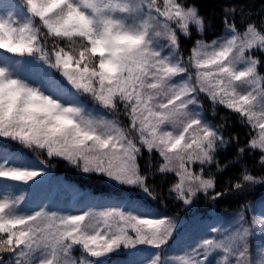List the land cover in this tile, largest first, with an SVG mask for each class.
Masks as SVG:
<instances>
[{"label": "snow or ice", "instance_id": "snow-or-ice-1", "mask_svg": "<svg viewBox=\"0 0 264 264\" xmlns=\"http://www.w3.org/2000/svg\"><path fill=\"white\" fill-rule=\"evenodd\" d=\"M12 7L0 15V50L42 61L110 113L122 104L129 123L94 115L47 71L46 87L14 76L0 54V138L161 203L165 189L150 181L171 174L167 195L188 211L201 194L216 201L264 184V175L240 163L259 153L264 168V19L252 21L243 4L225 5L224 34L211 42L203 39L210 22L188 0H22ZM193 30L200 38L185 57L180 40ZM202 95L213 116L224 106L251 130L243 144L227 116L208 120ZM232 146L236 155L222 162ZM44 163L0 148L2 179L35 182ZM233 163H240L237 178L217 190V174ZM9 187L0 182V264H104L108 254L138 246L156 250L149 264H264V213L248 221L238 212L226 227L209 226L182 255L162 258L179 230L176 216L138 200L80 214L27 212L25 197Z\"/></svg>", "mask_w": 264, "mask_h": 264}, {"label": "trees", "instance_id": "trees-1", "mask_svg": "<svg viewBox=\"0 0 264 264\" xmlns=\"http://www.w3.org/2000/svg\"><path fill=\"white\" fill-rule=\"evenodd\" d=\"M16 5L22 4V0H14ZM188 3H195L200 10V13L206 18V21L210 22V27L204 34V37L209 39L215 37L223 30V25L221 22V17L223 15L222 9L226 4H236L237 6L243 4L246 10L251 11V20L255 21L257 24L264 19V0H188ZM241 16L236 17L238 27L242 28L244 25L241 23ZM200 38L196 32L193 30L192 36L190 38L181 37L180 43L183 50V54L187 57L190 54V49L193 46L194 40ZM69 42L65 41V46ZM6 52V50H5ZM7 53V52H6ZM12 58L13 65L17 70L29 69L42 71L49 73L53 78H55L60 83L71 86L66 78L62 76L60 72L55 69H48V66L43 64L42 61L36 60L32 57L18 56L10 54ZM19 61V63H17ZM83 94V93H82ZM81 101L83 105L92 111L94 115H97V103L91 98L90 95L83 94L81 96ZM204 104L205 114L212 123H221V117L227 116L231 127L229 131L235 132L240 137V143L243 144L247 139V134L251 131L248 127L241 125L238 121L236 114L229 112L224 106H218L216 109V115H212V106L206 97L201 99ZM124 107L122 104L120 108ZM120 114L115 115L116 119L120 122L121 126L126 127L128 125V120H126L122 109H120ZM0 148L3 150L14 153L21 156L27 161L43 160L45 163L41 167L50 170L55 177L59 180L61 184L66 186H75L77 190L85 193L84 196L87 197V202L92 198L96 202V198L106 201H114V203L119 204L121 201L127 200H138L142 201L145 206L152 208L158 215H168L176 216L177 220L184 224L181 232H177V238L173 240L174 244L177 243L178 239L188 234L189 237L193 235L202 234V232H185L190 229L193 220L207 219L215 214V217L219 220L222 219L226 221L236 216L238 212L243 211L246 220H251V210L250 207L256 202L264 199V184H258L255 186L247 187L244 191L235 193L232 195H227L216 201H212L201 194L193 205V210H186L185 206L174 200L172 197L167 195L166 189L168 185L174 179V176L169 174L166 178L157 175L154 180L150 183H154L158 190L165 189V197L163 203L159 201L149 200L144 196L142 192L138 189L130 188L128 186L116 185L108 178L102 174H84L78 170L75 166L70 165L64 158L61 157H49L46 151L27 149L21 145L18 141H12L7 138H0ZM236 155L235 146L229 147L227 151L220 154V160L231 161ZM259 153L255 155H246L240 163L246 162L253 174L264 175V168H261L256 164V160ZM240 163H233L225 169L223 173L217 174V190H221L227 186L229 178L235 180L237 174L240 171ZM143 164V160H141ZM10 194L12 193L10 188L8 189ZM12 195V194H11ZM79 200H77L78 202ZM76 202V204H77ZM75 204V202H73ZM165 204L167 206H165ZM241 206H247L246 210L241 208ZM213 214V215H212ZM208 234V233H207ZM175 236V237H176ZM257 237V236H256ZM256 237L254 243L256 244ZM163 251L166 255L169 254L171 249L170 245ZM260 242V237L258 238V243ZM126 255L124 248L116 250L113 253L108 254L104 259V264H110L117 261H121Z\"/></svg>", "mask_w": 264, "mask_h": 264}, {"label": "rangeland", "instance_id": "rangeland-1", "mask_svg": "<svg viewBox=\"0 0 264 264\" xmlns=\"http://www.w3.org/2000/svg\"><path fill=\"white\" fill-rule=\"evenodd\" d=\"M13 5L14 4H13L12 0H0V15H6L7 12L12 11ZM223 34H224V29L220 32V34H218L215 37H211V38L207 39L203 36V39L205 40V42H211L212 39H215L218 36H222ZM3 53L4 52L0 50V54H3ZM7 62H8V64H10L9 59ZM13 75L16 77H19L21 79H25V80L29 81L30 83H33L36 86H40L41 84H45V79H43L42 76H39V75L29 74V73L18 74V73H14V72H13ZM45 87H46V84H45ZM69 89L76 96L78 95L75 93V89H73L71 86H69ZM202 98H204L203 95L201 96L200 99H202ZM99 107L101 108V111L99 112V114L97 111L98 116L103 115V116H106L107 118L113 119L111 115H110V117L108 116L109 112L107 110L103 109L100 105H99ZM102 111H104V113L101 114ZM128 123H129V119H128ZM54 178L55 177L53 176L52 172H50V170L43 169L42 174L40 176L34 178L35 182H33V181H26V182L11 181V180L2 179V178H0V182H3V183L10 186L9 188L12 192L11 193L12 195L18 193V196H19L20 192H22L25 199L28 198L29 196H31L37 190H40L42 188V186H44L45 184H49L51 186V189H53V190H50L48 194H51L52 196H54L53 195L54 193L56 196H58V194L63 195L64 192H62L58 187H55L54 184L52 183L54 181ZM111 182L116 184L114 181H111ZM116 185H119V184H116ZM72 198H74V197H72ZM88 202L91 203V199ZM257 203L253 204L250 207L251 217L254 215L258 216L261 213H264V202H261L258 204ZM96 204L97 203H95L91 208L99 210L103 207L113 206V205L105 204V203H101V204H97V205ZM41 207L47 208V209L52 210V211H58V212H61L64 214H67V213L80 214L81 212L87 211L90 209L89 208L90 206L86 205V204L78 205V206L76 205L73 207L72 205H70L69 202L65 203L62 201H58L54 204H49V205L44 204L43 205V201L40 198H38V199H36L30 203H24V201H23V210L24 211L31 212L34 210H38ZM237 219H238V216L236 215V216L232 217V220H229L227 222V224L223 225V226L226 227V226H228V224L234 223ZM219 222H222V221H219ZM178 223H179V230L177 232H181L182 228L184 227V224L181 223L180 221H178ZM206 226L207 225L205 224L202 232H205ZM213 226H218V223H215ZM208 229H209V227H208ZM177 236L174 237L173 240H175L177 238ZM201 238H203V237L194 238L192 243H191V241H187L186 239L185 240L182 239L179 242V244H175V245H174V242H172L173 241L172 240L171 241L172 245H170L171 249L169 251V254L166 255L165 253L162 252L161 253L162 258L169 257V256H175V255H182L185 251L188 250L189 245H194ZM258 238H259V235H257V237H256V244H259ZM77 250L78 251L75 253V255L77 258H79L80 252H79V249H77ZM124 250H125V253L129 254V257L126 258L125 260H122V262L119 264H149V261L155 257V252H156V250L154 248H152L151 246H138V249H131V250L130 249H124Z\"/></svg>", "mask_w": 264, "mask_h": 264}]
</instances>
